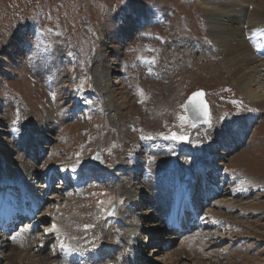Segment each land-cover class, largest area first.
<instances>
[{
    "label": "rangeland",
    "instance_id": "1",
    "mask_svg": "<svg viewBox=\"0 0 264 264\" xmlns=\"http://www.w3.org/2000/svg\"><path fill=\"white\" fill-rule=\"evenodd\" d=\"M200 1L0 0V160L13 162V170L41 192L47 179L40 186V173L55 167L58 197L51 194L46 211L52 220L72 216L77 221L68 227L73 233L65 230L90 244L111 241L102 226L111 207L129 201L138 210L145 201L144 210L152 212L146 208L154 200L148 191L132 200L134 192L147 187L140 175H123L108 189L105 180L100 188L88 187L79 195L68 183H74L75 172L76 180L81 171L93 169L95 151L113 178L123 165L137 163L150 173L171 171L173 163L182 164L178 149L186 145L194 150L186 160L193 167L207 155H216L212 161L224 167L227 194L202 212L213 228L194 235L204 242L194 246L192 255L215 256L218 264H264V110L235 85L222 65L223 55L208 35ZM137 4L143 5L142 14L134 9ZM243 8L250 12L252 5ZM245 21L244 39L253 55L264 59V35L250 36ZM128 30L133 34L126 38L123 32ZM197 90L205 91L210 123L179 119L186 116L185 99ZM112 103L127 104L118 110ZM243 122L251 124L240 135ZM173 133L188 139L166 138ZM239 137L240 146L221 154L223 146L216 141L235 142ZM38 148L41 156L36 157L32 151ZM131 155L138 156L136 163ZM157 175L151 173L148 183L145 177V184L160 182L162 176ZM233 190L236 195L229 194ZM136 209L124 226L132 221L146 225L138 221ZM85 224L93 227L85 230ZM163 233L158 238L165 239ZM36 239L43 241L41 235ZM66 240L68 236L61 235L50 247ZM176 245L179 242L171 248ZM152 248L160 245L150 243L143 249L146 258L151 259ZM55 252H45L47 264H58ZM161 254L165 252L159 258Z\"/></svg>",
    "mask_w": 264,
    "mask_h": 264
},
{
    "label": "bare ground",
    "instance_id": "2",
    "mask_svg": "<svg viewBox=\"0 0 264 264\" xmlns=\"http://www.w3.org/2000/svg\"><path fill=\"white\" fill-rule=\"evenodd\" d=\"M218 3L217 5H215ZM201 8L204 12V18L206 19V24L208 27V35L211 37V41H213L214 45L218 49V53L223 55V62L222 65L227 68L230 72L231 76L234 78L235 85L238 86L254 103H257L263 110H264V59H259L258 56L253 55L250 46L246 43L244 39V29L243 21L246 20V28L250 36L261 37L264 35V0H201L199 2ZM247 7L252 5V9L250 12L243 7ZM136 12L142 14L143 5H136L134 6ZM137 13V14H138ZM139 15V14H138ZM121 33V32H120ZM133 34L132 30L124 31L125 37L127 38V34ZM254 34V35H253ZM124 37V38H125ZM254 39V38H253ZM252 39V40H253ZM222 66V67H223ZM97 72V71H96ZM95 72V73H96ZM101 79V78H100ZM99 81V80H98ZM115 90H113V93ZM112 93V92H111ZM125 103L114 104L113 106L117 105L118 110H122ZM127 104V103H126ZM125 104V105H126ZM131 106V105H130ZM116 112V111H115ZM156 112V111H155ZM120 113V112H119ZM240 119V118H239ZM250 122L239 124L240 135L243 134L244 130L250 128ZM237 135V134H236ZM235 135V136H236ZM229 141V142H227ZM217 144H222L223 152L221 154L225 155V152L229 153L232 149L236 146H240L243 143V139L240 141V137L235 140V142H231L229 139H220L216 141ZM214 145H216L214 143ZM32 149L31 147H29ZM179 157L182 162H175L172 165V169H174L175 181H181V183H177V185L173 184L172 182H168V206L165 215L175 217L173 214H177L180 212L183 217H186L188 214L187 205L186 203L189 201V195L191 196V206H190V217H193L194 214L203 212L202 207H206L208 204L214 202L218 197L221 198L225 193L221 192L222 187L220 186L223 182L217 183L218 179L214 182H207L204 177L207 172L209 175H215L219 173L223 166H215V164L208 167L201 161L196 166H192L191 164L187 163V158L192 156V152L194 151L192 146L186 145L184 147H180L179 149ZM226 153V154H227ZM37 151L35 150V156H38ZM184 157V158H182ZM9 161H1L0 160V189L3 187L2 183L4 182V178L6 180L13 181L14 184L19 183L22 186L23 194L20 197H16L14 195L15 191L9 189L11 194L10 204H16L18 207L22 203H29L32 209H39V214L35 219L34 226L42 232L37 233L38 236L43 237V241L37 242V237L34 235L29 234L28 228H20L16 233H11L6 238L0 237V264H47V256L45 257V247L44 243L46 244L49 239L55 235V238H58L61 235L68 236V240L63 242L62 244L64 247H58L59 252L58 254L63 252L65 257L70 256L72 258L75 255V247L79 246L76 243L74 235L67 233L66 230H69L70 233L71 227L74 226L77 221L73 220L71 217L68 216L67 218L52 220L49 217V212L46 211L47 204L50 202L51 193L49 191L51 178L53 176L52 172L48 171L45 181V188L43 187V191H39V187H32L25 183V181L21 178V172L18 170H13V162L8 163ZM206 167V170L203 168ZM103 169L95 170L93 169V174L99 175ZM26 172V171H25ZM131 172L133 174H129L133 179L135 177L136 172L135 169L132 168ZM155 172V171H154ZM163 175H165L164 170L161 171ZM214 172V173H213ZM195 173L201 175L203 178L199 182L197 186V177H195ZM213 173V174H211ZM32 176V175H28ZM182 176H185L184 178ZM166 180L167 177L163 176ZM262 182H259V184ZM164 187H146V188H139L138 192H134L132 194V200L141 199V195L146 194L157 196L155 199V203L151 205L149 202L148 206H151L155 211L156 201L158 200L160 193H164L166 191V181L164 182ZM154 188V189H153ZM244 186H242V189ZM57 189V188H56ZM240 189V188H239ZM242 189H240L242 191ZM194 191L197 193L194 195ZM154 192V193H152ZM247 192V191H246ZM236 195L235 190H233L229 194ZM233 195V196H234ZM198 197L202 198V201L198 200ZM224 197V196H223ZM224 201V200H223ZM222 201V202H223ZM143 205L137 210L136 208V215H139L138 221L143 222L146 225H135L132 222L124 226L126 228L125 236L122 239L128 244L132 241L133 244L140 243V251H138V256L135 259V263L133 264H218L219 261L214 257L211 258H203L201 256L192 255L196 250H194V246L201 243V239L198 240L194 235L200 232L201 227L205 226L207 228L212 225V222H205L204 220L199 221L198 223V230L194 235L195 238L192 236H187L183 240L179 242V245H176V248H170L167 251H164L165 254H161L163 257L159 258V253H163V250L159 248L150 249V253H152L151 259L146 258L143 254V249H145L150 243L158 244L161 241H164L165 244H169L172 246L170 240L160 239L158 238L160 232L165 229V226L159 221V218L162 216L163 212H159L158 216L155 215V212H147L144 210L145 201H142ZM225 202V201H224ZM133 203V202H132ZM161 203L164 205V198H161ZM226 203V202H225ZM215 204V203H214ZM219 203H217L218 206ZM223 207V204H221ZM216 206V207H217ZM220 206V205H219ZM45 207V209H44ZM126 209L128 206H125ZM208 207V206H207ZM225 207V206H224ZM135 209H133L135 211ZM147 209V208H146ZM204 209V208H203ZM150 211V210H149ZM131 215V214H130ZM77 219V218H76ZM127 219V218H126ZM67 220V221H66ZM150 220L149 224L146 221ZM74 221V223H72ZM174 221V220H173ZM65 222V223H64ZM122 222H124L122 220ZM126 222V221H125ZM125 225V224H124ZM43 227V228H41ZM213 228V226L209 227ZM66 229V230H65ZM38 230V231H40ZM199 235V234H198ZM210 235V234H209ZM76 236V235H75ZM142 236V237H141ZM211 236V235H210ZM140 237L139 240L138 238ZM163 237V236H162ZM167 237V236H165ZM203 237V236H202ZM164 238V237H163ZM207 238V237H206ZM173 241H179L177 237L170 238ZM210 239V238H209ZM32 240H35L32 242ZM207 240V239H206ZM211 240V239H210ZM32 242V243H31ZM168 242V243H167ZM204 241H202L203 244ZM41 243V244H40ZM178 243V242H177ZM176 243V244H177ZM74 245V246H73ZM204 247V246H203ZM139 248V245H138ZM202 248V247H201ZM210 248V247H209ZM193 250V251H192ZM44 251V256L42 255ZM169 252V254H168ZM140 253V255H139ZM185 255V257H183ZM148 256V255H147ZM183 257V258H182ZM62 259V258H61ZM61 259H57L56 263H60ZM49 261H52L49 259ZM221 261V260H220ZM66 264V263H62Z\"/></svg>",
    "mask_w": 264,
    "mask_h": 264
},
{
    "label": "snow or ice",
    "instance_id": "3",
    "mask_svg": "<svg viewBox=\"0 0 264 264\" xmlns=\"http://www.w3.org/2000/svg\"><path fill=\"white\" fill-rule=\"evenodd\" d=\"M82 87V85H81ZM204 96V93L201 92H196L193 93V95L191 97H189L188 101H187V105H184V107H186L187 109H190L193 116H198V117H203L207 122L210 123V113H209V109H208V105L207 103L202 99V97ZM179 119L182 122H187L188 117L186 116H180ZM166 138H171V139H179V140H187L188 137L185 136H179L176 133H173L170 137H166ZM141 139H151V137H145L142 136ZM104 201H99L98 204H103ZM109 203H111V201H109ZM122 203V201H121ZM107 211V210H105ZM114 211H108V215H113ZM90 227H93L92 225H88L85 224L84 225V229L87 230ZM61 247L63 248L64 245L61 244Z\"/></svg>",
    "mask_w": 264,
    "mask_h": 264
},
{
    "label": "water",
    "instance_id": "4",
    "mask_svg": "<svg viewBox=\"0 0 264 264\" xmlns=\"http://www.w3.org/2000/svg\"><path fill=\"white\" fill-rule=\"evenodd\" d=\"M201 91H202V90H199V91H195V92H193V93L201 92ZM202 92L204 93V91H202ZM193 93H191V94L187 97V99L185 100V104H184V105H187V101H188L189 97H191V96L193 95ZM202 99L206 102V100H205V93H204V96L202 97ZM206 103H207V102H206ZM207 105H208V103H207ZM208 109H209V105H208ZM185 110H186V113H187V117H188V119H189L191 122H193V123H195V124H199V123H203V122L206 121L203 117H198V116H195V117H194L190 109H187V108L185 107ZM92 162H93V164H94L95 166H100V165H101V159H100V157H99V153H98V152H96V154L93 155V157H92Z\"/></svg>",
    "mask_w": 264,
    "mask_h": 264
}]
</instances>
